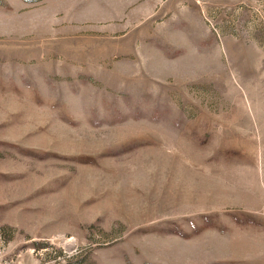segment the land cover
Here are the masks:
<instances>
[{"label":"rangeland","instance_id":"374dc122","mask_svg":"<svg viewBox=\"0 0 264 264\" xmlns=\"http://www.w3.org/2000/svg\"><path fill=\"white\" fill-rule=\"evenodd\" d=\"M0 264H264V0H0Z\"/></svg>","mask_w":264,"mask_h":264}]
</instances>
